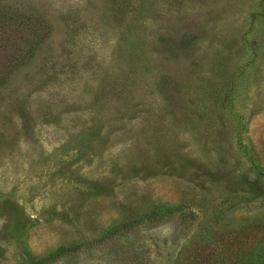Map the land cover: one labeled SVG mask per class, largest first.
Returning a JSON list of instances; mask_svg holds the SVG:
<instances>
[{
  "label": "rangeland",
  "instance_id": "1",
  "mask_svg": "<svg viewBox=\"0 0 264 264\" xmlns=\"http://www.w3.org/2000/svg\"><path fill=\"white\" fill-rule=\"evenodd\" d=\"M0 5V264L262 260L264 0Z\"/></svg>",
  "mask_w": 264,
  "mask_h": 264
},
{
  "label": "trees",
  "instance_id": "2",
  "mask_svg": "<svg viewBox=\"0 0 264 264\" xmlns=\"http://www.w3.org/2000/svg\"><path fill=\"white\" fill-rule=\"evenodd\" d=\"M27 16L28 14L23 11L20 10L15 11L13 9H9V7H7V9L0 7V33L5 34L6 32L7 34L5 35L8 36V39L6 40L5 38H2L0 35V88L4 86L3 81H6L5 80L6 78L11 77L9 76L10 70L15 69V67L18 65V60L20 58L19 55L17 54V52L19 51L16 48L11 49L12 47V44L10 43L11 37L8 35V33L15 34L21 45H23V39L21 34L23 30L27 29V35L29 38L31 35H33L31 26L29 25L28 20H26ZM8 45H9V49H7ZM7 52H12V53H10V55H8L7 58H3L6 57ZM6 59L7 62L4 64V61H6ZM10 65L11 68L7 72H4V70L8 69ZM259 253L263 257L262 260L261 259L254 260L253 263L250 262V264H264V250L261 249Z\"/></svg>",
  "mask_w": 264,
  "mask_h": 264
}]
</instances>
